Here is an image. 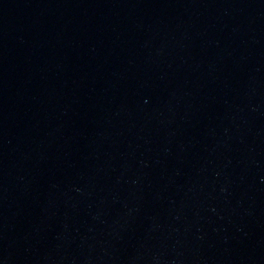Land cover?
<instances>
[{"label":"water","instance_id":"95a60500","mask_svg":"<svg viewBox=\"0 0 264 264\" xmlns=\"http://www.w3.org/2000/svg\"><path fill=\"white\" fill-rule=\"evenodd\" d=\"M0 264H264V0H0Z\"/></svg>","mask_w":264,"mask_h":264}]
</instances>
